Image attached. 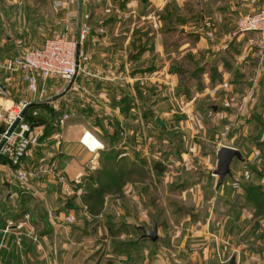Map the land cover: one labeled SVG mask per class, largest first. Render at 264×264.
<instances>
[{"label": "rangeland", "instance_id": "374dc122", "mask_svg": "<svg viewBox=\"0 0 264 264\" xmlns=\"http://www.w3.org/2000/svg\"><path fill=\"white\" fill-rule=\"evenodd\" d=\"M19 1L21 15L30 10L38 18L49 12L48 0H39L37 13L29 9L33 0ZM90 1L85 0L86 14ZM159 1L147 5L135 0L120 11L111 0L108 11L93 10L96 33L90 36L89 26L91 44L83 52L93 74L79 70L67 96L61 93L67 81L56 76L44 81L47 102L57 109L55 128L43 143L33 145L31 154L47 156L55 150L52 138H58V148L67 152L59 163L72 156L78 171L72 178L55 171L48 179L35 178V211L60 210L66 221L69 217L80 223L91 213L82 200V182L100 164L102 151L124 157L123 166L135 164L103 194L97 212H103L102 220L95 231L66 237L59 226L52 242H44L45 248L51 243L56 248L52 259L45 253L49 264H264V145L259 148L253 137L259 123L255 117L264 114V55L254 43L255 34L243 36L236 30L238 17L264 7V0H166L161 6ZM93 2L100 7L102 0ZM65 8L75 10L58 3V26ZM37 25L30 20L28 28L0 27V62L47 31ZM169 25L172 30L166 31ZM101 34H106L104 43ZM105 56L107 62L101 61ZM98 64L111 71L103 75ZM7 74L0 67L3 107L31 96L16 73L10 79ZM63 113L67 115L59 122ZM76 131L77 138L90 132L101 145L87 148L72 139ZM220 144L234 146L241 158L232 157L229 173L217 184L213 170ZM245 186L260 190L253 192L259 195L257 206L245 199ZM104 215L117 224L129 223L113 233ZM153 223L155 239L146 237L128 255L109 256L113 240L136 238L137 226Z\"/></svg>", "mask_w": 264, "mask_h": 264}, {"label": "crops", "instance_id": "0c3cea01", "mask_svg": "<svg viewBox=\"0 0 264 264\" xmlns=\"http://www.w3.org/2000/svg\"><path fill=\"white\" fill-rule=\"evenodd\" d=\"M7 4L5 2H2L0 4V27L6 28V29H19L21 27L28 28L30 20L31 22L37 24L38 27H40L43 30H47L45 32H42L39 34L36 38H34L32 41H28L31 46L33 45H39L42 43L43 39L51 36L58 32L60 25L58 26L56 24L57 22V7L58 3H62L63 5H67L68 8L75 9L77 11L78 18L80 20H84L86 22H89V26L91 27L90 30V36L93 37L94 34V28L96 27V24L94 23L96 17H94V11L98 10V8H102L103 10L108 11V3L111 0H102L101 6H97L94 4L96 2H93V0L90 1V6L88 7V13H85V9L87 6L85 5V0H48L50 8L49 12L46 14L45 12L39 15L38 18H34L30 15H35L32 11H25L26 15H21V7L19 4L21 3L19 0H15V4L13 0H9ZM116 1L115 6L117 10L120 9V11H123L126 7H129L131 3H134L135 0H114ZM146 4L149 1V5L154 3V0H145ZM166 0H160V6L165 2ZM17 2V3H16ZM179 2V1H178ZM30 5H33V7H29V9H35L36 12V5L37 3H40L39 0H33L30 2ZM18 4V5H17ZM17 5V7H16ZM148 5V4H147ZM53 7V12H52ZM28 8V6H26ZM115 9V10H116ZM123 9V10H122ZM101 10V9H100ZM99 10V11H100ZM148 12V11H147ZM37 13V12H36ZM92 13V14H91ZM90 14L89 16H87ZM100 25V20L97 19ZM105 20H102L104 22ZM103 24V23H102ZM101 24V25H102ZM107 24V23H105ZM98 25V23H97ZM100 25V26H101ZM107 27L106 25H104ZM96 33V32H95ZM250 33L255 34V32H242L239 33V35L247 36ZM98 34V33H97ZM106 34H101L99 37L102 38L101 40L106 42L103 38H106ZM6 38L9 37V34L5 31ZM89 35L78 45V48L80 51L84 52V50H87L90 46V40ZM93 39V38H92ZM142 40V39H141ZM249 41V42H248ZM245 43V51H248V48H250V40ZM254 43L256 45V38L254 39ZM257 46V45H256ZM258 47V46H257ZM94 47H92L93 49ZM258 52H260L262 55H264L260 49L258 48ZM102 55L105 54V52L101 53ZM260 55V54H259ZM101 61H106V56L101 58ZM94 63V62H92ZM95 64V63H94ZM93 64V65H94ZM229 64V62H228ZM99 65V64H98ZM100 70L102 71L103 75H107L108 71L111 70L108 68V65H99ZM221 69V68H219ZM228 72H230L231 68L226 69ZM117 72H121V70H116ZM75 74L71 80L67 81L68 84L66 88L63 90L64 92H61L63 95H66L67 89L73 88L76 84ZM102 93V92H101ZM100 93V94H101ZM67 96V95H66ZM255 116V114L253 115ZM254 118V117H253ZM256 118V117H255ZM251 116L247 118V121H250ZM264 119V114L262 118ZM256 120V119H255ZM256 129L255 133L253 135H256L258 133L259 138L264 137V129H261L259 125L256 123ZM35 127L37 129V126H33V130L35 131ZM41 129V128H40ZM74 134L72 139H80L81 141V134L80 137L77 138V133ZM35 133V132H34ZM33 134V144L30 146L27 155L23 157V164L27 167H31L35 165L39 160L43 162H48L50 160L54 161V169L58 168L57 170H54L55 173L66 175V178H72L76 171H78V167L74 168L73 160L74 158L72 156H69V161H66L63 164L59 163V158L63 156V154H66L67 152L60 147L59 139L52 138L53 145L55 146V150H51V152L47 153V156H44L43 154L39 153L33 156L31 154V150L33 145H40L43 143L44 139L46 137L51 136L53 133H50L49 135L39 139V135L41 134L40 130H36V133ZM52 137H55L53 135ZM254 137V136H253ZM100 143V142H99ZM101 145V143H100ZM41 148H37V151H40ZM70 155V154H69ZM7 168V164L3 161H0V264H49L47 263V259L45 258V253L49 254V257L52 259L56 254V248L51 243L49 246L44 247V242L53 238L55 235L57 228L59 226H63L64 231H66V237L72 236L75 234L80 236H85L89 233V231H95V228H98L97 221L101 219L102 213H95V214H89L82 218V221L79 222H73V220L66 221L65 216L62 215L60 210H57V214H50L49 212L46 213L44 209L39 213L38 211H35L34 201L33 197H35L34 192H32V189H36L37 182L36 179H30L27 184L22 186V188L16 186L15 184L13 186H8L7 184L2 182V175ZM51 174H43L41 178H44L46 176L47 179L49 176H53L52 172H49ZM53 173V174H55ZM56 175V174H55ZM72 184H74L72 182ZM79 187V185H77ZM11 190H15L16 193L12 196H9V192ZM38 191V190H37ZM16 200V201H15ZM33 202V203H32ZM40 207V206H39ZM21 208V209H20ZM105 217V215H104ZM106 218V217H105ZM104 218V219H105ZM103 219V220H104ZM102 220V219H101ZM106 220V219H105ZM104 220V221H105ZM39 222V225H35L36 222ZM129 223V222H127ZM23 224V225H22ZM92 224L91 226L93 228H88V225ZM22 226V227H21ZM112 251V250H110ZM125 254L128 255L129 253H120L117 255ZM112 255H116L115 253H109V256L113 257ZM113 261H106V264H113Z\"/></svg>", "mask_w": 264, "mask_h": 264}, {"label": "built area", "instance_id": "2783aa9c", "mask_svg": "<svg viewBox=\"0 0 264 264\" xmlns=\"http://www.w3.org/2000/svg\"><path fill=\"white\" fill-rule=\"evenodd\" d=\"M89 30V25L78 18L76 10L65 8L61 13L60 29L57 33L44 38L39 45L7 54L2 58L0 67L8 72L5 78L10 79L11 74L16 73L26 89L31 92L30 97H20L4 107L0 105V153L6 158L4 162L7 164L1 180L8 186L15 184L22 188L31 178L54 171L52 160L46 163L39 160L31 167L23 164V157L33 144V127L23 118L22 111L26 104L49 97L45 94L44 85L47 78L56 76L69 81L79 70L93 74L85 66L87 55L78 48ZM101 30V27L97 28V31ZM236 30L255 32L256 45L264 53V7L241 14L236 20ZM32 113H35V110ZM66 115L63 113L58 117V121L62 122ZM14 121V125L8 130ZM32 192H36L35 189H32ZM15 193V190H11L9 196ZM66 219L70 221L69 217Z\"/></svg>", "mask_w": 264, "mask_h": 264}, {"label": "trees", "instance_id": "16d2710c", "mask_svg": "<svg viewBox=\"0 0 264 264\" xmlns=\"http://www.w3.org/2000/svg\"><path fill=\"white\" fill-rule=\"evenodd\" d=\"M171 30V26H167L166 31ZM140 49L141 48H139L138 50L140 51ZM210 66L212 67V69H215V66ZM47 98L48 97H45L41 100L33 101L26 104L22 111L23 118L27 120L31 127L41 126L42 130L41 134L39 135V139L49 135L55 128V123H53V115L56 114L57 109L55 110L52 106L49 105V103L47 102ZM33 110H35V113H32ZM256 120L257 122L259 121V123H257L259 127L263 129L264 119H258V117H256ZM258 137L259 135L258 133H256V135H254V138L255 140H257L256 144L259 146V148H261L262 145H264V137H262V140H258ZM101 151L102 150H100V152ZM261 156L264 158V154L261 153ZM123 159L124 157L122 156H113L110 150L102 151V154L100 156V164L98 166H95L91 173L86 174L85 181L82 182V200L86 204L87 209L92 214L98 212L101 206L103 194L105 193V191L110 190V188L116 186L115 183L122 177V172H130L131 170H133L135 166L134 162L127 163V165L123 166ZM0 161H6V158L1 153ZM152 168H157L156 163H153ZM257 190L260 191L254 186H245L244 197L248 202H251L254 206H257V204H259L260 202V199H258L259 195L257 194ZM251 196L253 199L250 198ZM105 221L109 226V229L113 233H115L122 227L126 228V226L128 225V223L125 221H121L117 224V222L112 220L111 215H108ZM136 228L140 230L138 237L128 238L119 241L113 240V245L111 249L113 253H129L133 249L137 250L140 247V242L146 237L142 236L141 226H137Z\"/></svg>", "mask_w": 264, "mask_h": 264}, {"label": "water", "instance_id": "95a60500", "mask_svg": "<svg viewBox=\"0 0 264 264\" xmlns=\"http://www.w3.org/2000/svg\"><path fill=\"white\" fill-rule=\"evenodd\" d=\"M155 120L161 125L163 124V122L157 116L155 117ZM15 121L10 125L8 130L14 125ZM215 154H216V165L213 170V173L217 175L216 183L218 184L220 183L224 174L229 173V162L231 161L232 157L241 158V153L234 146L227 144H220L217 147ZM141 230H142V236L148 237L151 240L155 239V237L157 236L155 223H153L150 228L147 226H141ZM227 264H233V262L229 261Z\"/></svg>", "mask_w": 264, "mask_h": 264}, {"label": "bare ground", "instance_id": "6f19581e", "mask_svg": "<svg viewBox=\"0 0 264 264\" xmlns=\"http://www.w3.org/2000/svg\"><path fill=\"white\" fill-rule=\"evenodd\" d=\"M81 142L91 150L100 146L99 141L88 131H84L83 135L81 136Z\"/></svg>", "mask_w": 264, "mask_h": 264}]
</instances>
